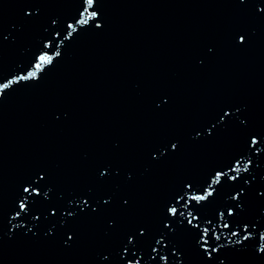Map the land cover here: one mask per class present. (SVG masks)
Masks as SVG:
<instances>
[{
	"label": "water",
	"instance_id": "obj_1",
	"mask_svg": "<svg viewBox=\"0 0 264 264\" xmlns=\"http://www.w3.org/2000/svg\"><path fill=\"white\" fill-rule=\"evenodd\" d=\"M85 7L0 0V264H264V0Z\"/></svg>",
	"mask_w": 264,
	"mask_h": 264
},
{
	"label": "snow or ice",
	"instance_id": "obj_2",
	"mask_svg": "<svg viewBox=\"0 0 264 264\" xmlns=\"http://www.w3.org/2000/svg\"><path fill=\"white\" fill-rule=\"evenodd\" d=\"M241 2L243 3V0H241ZM85 3H86L85 11H88L89 8H92V7L95 5V0H85ZM97 15H98L97 12L92 11V12L90 13V18H96ZM79 23H80V24H87V23H88V20H87V19H81V20L79 21ZM51 61H52V57H51V56H47V55H45V56H41V57H40V63L36 65V68H37V69H41L42 65H44V64H49V63H51ZM36 75H37L36 72H32V73H30V76H31V77H35ZM28 78H29L28 76H25V77H22L21 79H28ZM8 87H9L8 83H5V84L3 85V88H5V89H7ZM171 147H172L173 149H175L176 145L173 144V145H171ZM23 191H24V192H31L32 189H30V188H28V187H24V188H23ZM201 198H202V197H201ZM20 206H21V208H24V207H25V205L23 204V202H21V205H20ZM173 211H175V210L173 209ZM17 215H19V213H17Z\"/></svg>",
	"mask_w": 264,
	"mask_h": 264
}]
</instances>
